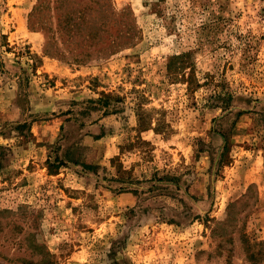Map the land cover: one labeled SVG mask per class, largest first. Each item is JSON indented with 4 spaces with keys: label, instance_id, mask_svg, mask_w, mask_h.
<instances>
[{
    "label": "rangeland",
    "instance_id": "1",
    "mask_svg": "<svg viewBox=\"0 0 264 264\" xmlns=\"http://www.w3.org/2000/svg\"><path fill=\"white\" fill-rule=\"evenodd\" d=\"M0 264H264V0H0Z\"/></svg>",
    "mask_w": 264,
    "mask_h": 264
},
{
    "label": "crops",
    "instance_id": "2",
    "mask_svg": "<svg viewBox=\"0 0 264 264\" xmlns=\"http://www.w3.org/2000/svg\"><path fill=\"white\" fill-rule=\"evenodd\" d=\"M90 131H91V133L95 134L96 136L102 138V134L100 133L101 132L100 125L99 126L91 127V130Z\"/></svg>",
    "mask_w": 264,
    "mask_h": 264
},
{
    "label": "trees",
    "instance_id": "3",
    "mask_svg": "<svg viewBox=\"0 0 264 264\" xmlns=\"http://www.w3.org/2000/svg\"><path fill=\"white\" fill-rule=\"evenodd\" d=\"M97 139H98V137H97Z\"/></svg>",
    "mask_w": 264,
    "mask_h": 264
}]
</instances>
